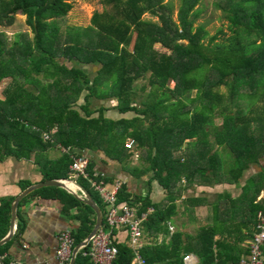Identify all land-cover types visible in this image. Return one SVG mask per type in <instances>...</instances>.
Masks as SVG:
<instances>
[{"label":"trees","instance_id":"trees-1","mask_svg":"<svg viewBox=\"0 0 264 264\" xmlns=\"http://www.w3.org/2000/svg\"><path fill=\"white\" fill-rule=\"evenodd\" d=\"M200 1L181 0L175 21L173 7L166 0H103L115 13L94 14L90 26L68 27L63 36L59 19L72 8L66 0H0V26H12L22 13L34 34L33 38L18 35L10 44L7 34L0 31V84L10 81L0 99V165L9 158L34 159L44 181L68 179L73 175L69 169L73 159L85 151L102 150L113 161H129L131 154L125 145L132 138L145 149L141 160L148 165L137 168V176L153 171L154 179L168 192L169 201L155 204L147 196L138 209L139 216L153 209L143 228L156 238L169 235L167 223L176 214L173 197L179 193L176 183L180 177L188 184L199 177L202 183L240 189L238 196H216L219 212L215 222L202 227L196 236L175 232L168 243L145 245L140 254L147 264H182V257L191 252L199 264H238L247 255V248L239 244L251 237L250 226L257 212L264 210L254 203L264 189V106L259 105V100L264 102V0L216 3L228 21L229 36L220 30L226 36L220 43L218 35L210 37L204 25L195 28ZM146 13L157 16L161 24L143 19ZM156 44L168 53L157 51ZM64 61L72 65L70 69ZM83 66L89 72H83ZM147 79L151 91L137 103L134 88ZM172 83L174 89L169 86ZM222 87L228 94L219 91ZM194 91L196 96L189 97ZM83 92L84 103L76 106ZM91 97L115 98L121 113L134 112L137 117L108 119L102 113L105 108L93 117ZM189 104L196 106L194 113ZM216 110L223 116L219 126L208 119ZM209 136L214 137L212 145ZM185 139L191 140L187 152H182ZM55 146L66 151L61 158H44ZM252 167L255 171L243 179ZM86 174L88 178L75 175L73 179L102 208V230L110 232L107 204L91 180L111 183L113 179L94 178L93 162L88 163ZM20 186L26 189L30 183L23 181ZM32 197L58 201L61 212L76 222L70 230L72 249L96 224V213L61 188L37 189L19 207ZM14 200H1L0 240L9 232ZM117 203L134 204L126 183H122ZM18 217L14 237L0 246V264H11L8 252L24 233L20 211ZM114 235L115 229L111 237L118 254L113 264H132L134 250L114 240ZM89 246L77 252L74 264H94L88 256Z\"/></svg>","mask_w":264,"mask_h":264},{"label":"crops","instance_id":"crops-1","mask_svg":"<svg viewBox=\"0 0 264 264\" xmlns=\"http://www.w3.org/2000/svg\"><path fill=\"white\" fill-rule=\"evenodd\" d=\"M68 68L70 69L71 67ZM81 70L85 73L89 72V68L86 66L81 67ZM92 72H97V68H92ZM4 83L5 81L3 84ZM9 84L10 81H8V83L6 82V86L4 88L0 87V89L4 91V89ZM84 95L85 92L80 95L76 102V106H80L84 103ZM117 106L118 100L115 98L104 100L91 97L89 110L93 112V117H97L100 114V110L105 108L102 111L104 117L116 121L122 119L132 120L137 117V114L134 112L121 113L117 109ZM129 140L134 139L129 138L127 139L126 143ZM135 143L136 145L134 151H129L126 148L131 154V158L125 163L113 161L112 159L108 158L107 154L102 150L85 151L82 155L85 156V158L88 160V163L93 162L94 175H100L104 178H112L113 181L109 183L111 185L115 184L116 182L127 184L128 190L131 194V199L134 201V204L131 206L138 212V209L141 206V201L147 196H149L151 201L155 204H160L167 200L169 201V197L168 192L159 184L156 179H154L153 171L137 176L138 174L136 173V169H141L142 166L147 167L148 165L145 164L143 160H141V155L145 149L139 146L138 142ZM181 151L183 152V148H181ZM64 152L66 151L59 146H55L47 150L43 156L49 161H55L60 159ZM135 154H138V158H136ZM181 160H184V156ZM253 169V167L250 168L245 173L243 179H246L250 174H252V172H254ZM75 175L76 174H73L72 178L68 179L77 183L73 179ZM23 181L29 182L30 186L45 182L34 159L31 161H19L14 158H9L4 163H2L0 165V203L2 199L8 197L16 198L23 190H25L20 186V182ZM263 190L259 193L254 203L258 202V204H261L264 207V193H262ZM176 191H179V193L173 197L175 200L174 203L176 204V214L167 223L169 235L165 236L164 234H159L157 238L155 236L150 237L145 234L143 228L141 246L134 248V246L131 244L130 234L127 227L115 226L113 228L115 229V235L113 236V239L117 240L118 242L127 243L134 250L135 258L132 264H138L135 260L136 254L138 252V254L141 256L140 252L147 244H161L164 241L168 243L171 236L175 232H181L184 235L196 236L202 227L213 224L219 212L216 208L217 195L225 196L226 194H230L232 196H238L240 194V189L234 185H210L208 183L200 182L199 177H197V179L191 184H188L183 177H180L176 183ZM76 192L78 195H80L78 191ZM192 199L197 200L198 202H193ZM19 211L25 229L21 239L15 241L8 252V256L11 259V264H58L55 257L57 236L62 231H70L74 229L76 227V222L69 219V217L61 212V204L56 200H45L38 197H32L27 199L22 204V206L18 207L17 214ZM152 212L153 209L150 208L145 214L148 215ZM71 214H73V212H71ZM246 216L247 215H245L244 220L247 219ZM18 221L19 217L17 218V225ZM254 226L255 224L250 226L252 235ZM192 227L194 228L193 232L189 230V228ZM252 235L239 244L242 248H247V255L248 242L251 241ZM230 239L234 240V238ZM263 247L264 244L262 246V252L264 256ZM186 255H193L196 258L195 264H199V259L193 254V252ZM247 255L245 257H247ZM245 257L242 256L241 259Z\"/></svg>","mask_w":264,"mask_h":264},{"label":"built area","instance_id":"built-area-1","mask_svg":"<svg viewBox=\"0 0 264 264\" xmlns=\"http://www.w3.org/2000/svg\"><path fill=\"white\" fill-rule=\"evenodd\" d=\"M44 139L49 140V135L44 133ZM135 141L129 140L126 143V148L129 151H134ZM138 158V154H135ZM88 160L85 156L80 155L73 159L69 167L71 173L83 178H88L86 169ZM99 175H94L97 178ZM91 185L96 190L100 197L108 206L107 221L110 232H98L90 241L88 256L94 264H113L118 251L117 248L111 244V231L115 226L127 227L130 234L131 244L135 247L141 246L143 238V222L147 219V214L138 215V212L132 208L130 204L125 203L119 205L117 203V195L121 189L122 183L116 182L112 185V190L109 187L111 184L104 179L91 180ZM264 193V190L263 192ZM264 244V211H258L256 214V223L254 226L251 241L248 242V255L241 259L238 264H264V256L262 246ZM72 237L70 231L65 230L57 236V246L55 249V257L58 264H68L72 252ZM136 262L138 264H146V261L138 252L136 254ZM196 258L193 255H184L182 257V264H195Z\"/></svg>","mask_w":264,"mask_h":264},{"label":"rangeland","instance_id":"rangeland-1","mask_svg":"<svg viewBox=\"0 0 264 264\" xmlns=\"http://www.w3.org/2000/svg\"><path fill=\"white\" fill-rule=\"evenodd\" d=\"M66 1L71 4L72 8L65 17H62L59 19L61 35L63 36H65L66 34L65 32L68 27L86 28L90 26L91 19L94 14H100L104 11L115 13V10H116L115 8H112V6H106L103 0H66ZM166 1L171 3L173 7V19L177 21L181 0H166ZM221 1L222 0H201L199 5L196 7V9L201 10V13H200V16L196 20L195 28H197L199 25H204L205 29L209 32L210 37L218 35V38H219L218 43L226 40V36L219 33L220 30L227 32V36H229V32L227 31L228 21L225 19L223 12L215 6L216 3H220ZM143 19L154 22V23L161 24L159 18L150 13L144 14ZM0 31L7 34L10 44L16 39L18 35L27 34L30 38H33L34 36L32 28L27 23V16L23 15L22 13H18L16 15L15 23L12 26L10 27L0 26ZM207 42H208V39H205L204 43L207 44ZM155 49L161 53H168V50L163 48L160 44H156ZM64 64L67 67L72 66L71 64L68 63V61H64ZM4 81L5 83L6 82L8 83L9 80L7 79ZM147 81L148 79L141 80L137 82L136 84L137 103L146 99V97L149 95L151 91V88L148 85ZM3 82L0 84V87L2 88L6 86L5 83L3 84ZM169 86L170 88L174 89L175 83H172ZM143 87L145 89H142ZM134 91H135V88H134ZM219 91L221 93L228 94V89L225 87L219 88ZM3 92L4 91L0 89V98H4ZM178 94L179 93L176 92L175 96L178 97ZM195 96H196L195 91L189 94V97L191 98H194ZM244 100L239 101L240 104H242L241 106H244V103H245ZM259 101H260L259 105L264 106V102L261 100ZM226 102L229 104L230 99L228 98ZM188 108H189V111L194 113L193 111L196 109V106L189 104ZM208 119L212 122L211 124L213 126H219L223 122V116L219 115V110L218 111L216 110V113L214 115L208 116ZM189 140L191 139H185L183 143H181L180 147L183 148V151L185 152H187L186 150L188 149ZM209 143L210 145L214 144L213 136H209ZM181 163H183L182 160H181ZM262 163L264 164V162ZM107 188L112 190V185ZM189 230L193 232L194 228L193 227L189 228Z\"/></svg>","mask_w":264,"mask_h":264},{"label":"water","instance_id":"water-1","mask_svg":"<svg viewBox=\"0 0 264 264\" xmlns=\"http://www.w3.org/2000/svg\"><path fill=\"white\" fill-rule=\"evenodd\" d=\"M72 184L74 186V188H69L66 184ZM43 187H58L61 188L63 190H65L67 193L71 194L72 196H74L77 200L83 202L84 204H86L87 206H89L94 213H96V224H94L92 231L89 233V235L79 244L75 245L72 249L71 252V256H70V260L68 262V264H74L75 261V256L77 254V252L84 248L85 246H87V244L89 243V241L98 234V232H101V230L104 227V219H105V215L104 212L102 210V208H100L98 206V204L96 203V201H94L91 196L81 187L79 186L77 183H75L74 181H71L69 179H54V180H48L45 182H41L38 184H34L29 186L28 188H26L25 190H23L13 201L12 203V216H11V224H10V229L8 234L0 240V246L8 243L9 241H11V239L14 237L16 229H17V218H18V207H19V203L22 199H24L25 197H27L29 194H31L33 191L43 188ZM78 191L80 193V195L77 194Z\"/></svg>","mask_w":264,"mask_h":264},{"label":"bare ground","instance_id":"bare-ground-1","mask_svg":"<svg viewBox=\"0 0 264 264\" xmlns=\"http://www.w3.org/2000/svg\"><path fill=\"white\" fill-rule=\"evenodd\" d=\"M66 185H67L69 188H71V189L74 188V186H73L72 184H69V183H68V184H66Z\"/></svg>","mask_w":264,"mask_h":264}]
</instances>
